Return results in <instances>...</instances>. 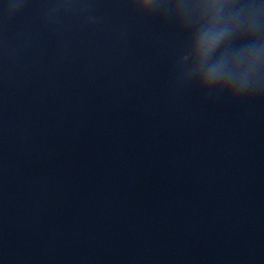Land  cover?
<instances>
[{
    "label": "clouds",
    "instance_id": "obj_1",
    "mask_svg": "<svg viewBox=\"0 0 264 264\" xmlns=\"http://www.w3.org/2000/svg\"><path fill=\"white\" fill-rule=\"evenodd\" d=\"M141 21L183 39L173 61L178 87L230 102L264 97V0H123Z\"/></svg>",
    "mask_w": 264,
    "mask_h": 264
}]
</instances>
